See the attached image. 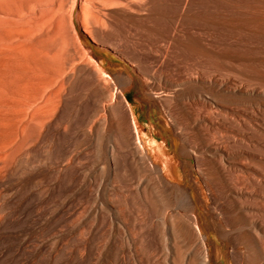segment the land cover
Returning a JSON list of instances; mask_svg holds the SVG:
<instances>
[{"label":"rangeland","instance_id":"1","mask_svg":"<svg viewBox=\"0 0 264 264\" xmlns=\"http://www.w3.org/2000/svg\"><path fill=\"white\" fill-rule=\"evenodd\" d=\"M129 1L132 0H0V226L4 222L3 229L0 230V264H113V246L103 245L104 240L110 239L109 237L112 239L113 226L109 223L108 214H113V211L119 212L121 209L124 211L128 207L138 217L146 215L145 198L140 185L143 180L138 172L141 168L137 167L128 156L121 127L117 126L113 129V138H115L113 144L117 142L114 147L116 149L112 151L113 156H109L105 148L106 143L108 146L111 145L108 140L110 130L108 126L110 127L111 119L121 122L120 116H116L115 111L120 110L118 109L120 106H126L131 116L134 113L145 130L144 133H148L147 137L153 136L158 143H166L168 155H165L162 150L160 154L163 161H168L167 165L171 169L174 167L171 165L178 162V155L176 156L178 150L181 146H186L195 170L193 171L188 165L180 168L189 176V187H191L193 171L202 184L211 185L212 196H218L221 203L228 201V196L222 190L215 188L211 180L204 182V172L208 174L206 169L211 171V166L203 160L202 167L206 164L205 171L201 170V173L199 171L201 168L197 169L193 150L198 148L201 139L194 123L187 121L184 108L180 107L182 105H178L181 103L173 104L176 106L173 108L180 113L179 128L174 130L168 125L166 116L163 114L167 105L157 104L154 100L157 99L155 97L157 94L162 93L147 89V85L155 81L152 82L141 70L132 65V60L136 59L137 53H157L159 48H168L166 45L169 46L167 44L169 41L152 31L131 27L124 11ZM197 9L199 11L194 13L195 15L193 13H189L190 16L186 14L184 17L179 13L168 15L166 19L168 17L170 19L168 18L169 22H167L176 31L190 34L198 41L202 40L201 38L207 40L215 35L220 36L222 25H224L223 28L228 26L226 29L231 26L230 29L241 31V25L238 22L229 21V18L225 17V11L223 14L222 9L209 6L207 1L199 5ZM155 15L157 16H153L152 19L154 24L160 21L159 17L162 14L156 12ZM163 34L167 35L165 31ZM196 44L202 45L197 42ZM205 45L207 44L202 46L208 50V45ZM180 46L170 49L171 55L168 54V57L174 54L173 66L167 65L169 68H166L165 64L162 71L165 76L167 75L166 77H174L178 84L176 88L179 86L181 88L178 92L193 90L202 94L200 97L184 99L192 111L196 112L200 107H205L206 110H202L206 113V117L210 118L213 112L211 107L201 101L202 96L208 97L209 94V96L218 95V97L215 96L223 104L230 103L235 106L241 101L238 95L231 97L220 88L209 87L207 83H199L192 87L182 85L184 79L195 76L199 79L204 78L205 81L208 78V80L214 79L221 82L220 80L227 74L229 77L234 75L230 74L232 72L224 62L222 66L226 69L217 67L219 68L217 70L208 58L191 56V52L194 51L184 48L186 46ZM219 51H217L218 56L224 59L227 53ZM209 62L211 63L208 64ZM117 72L123 73L125 78L130 79L129 85L120 84L115 76ZM159 83L163 84V81ZM122 84L128 86L125 87ZM100 88L107 91L105 96L100 94ZM97 104L99 108L95 109ZM197 104L199 107L195 108ZM201 104H204L202 105L204 107ZM113 107L115 118L120 119L114 120ZM213 122L207 124L209 126L216 124L218 129L213 128L215 131L203 125L204 131L209 133L211 139L216 137L224 141L233 134L221 118ZM100 124L102 127H98ZM133 131L137 132L135 128ZM135 132V141L139 147H143L141 150L148 160L147 153L152 157L154 150L140 145ZM102 134L107 137H103ZM53 137L56 138L58 146L54 148V155L51 156L48 151H51L50 140ZM116 138L119 140L117 141ZM98 141L100 144H97ZM227 147L233 152L239 148L229 144ZM231 147H235V150ZM52 159H56L58 169L78 168L79 181L91 193L88 198L70 191V174L65 179L59 180L56 191H52L51 185L49 186V167ZM241 160L243 161L242 158L238 161ZM260 160V158L254 159L250 164L259 169V166L264 163ZM244 185L248 186L242 182L237 184L239 187ZM255 188L249 189L252 192L259 191V188H256L258 190ZM193 193H195L194 189ZM69 197L72 201L69 204L76 209L73 221H78L80 216L84 217L81 226L71 235L63 229V225L68 221L65 215L68 209L65 206L66 199ZM126 200L129 205H126L128 204ZM244 202L264 206L262 198L256 201L247 199ZM209 203L211 204V201ZM53 204H57L59 212L56 223L50 219L49 214ZM212 205L216 211L218 207L214 203ZM85 207L87 209L83 212ZM104 214L105 220H103ZM249 216L262 218L264 214L261 216L254 209ZM206 217L205 220H211ZM92 225L98 226L96 231H90ZM204 225L205 230L201 236L203 238L207 236V240H203L209 249L207 252L215 254L214 247L222 244L223 240L216 234L212 222L209 226L205 223ZM87 238L94 244L88 246L79 244V241ZM214 238L216 241H212ZM216 254H218L214 255L216 259L210 264H226L225 251L222 250Z\"/></svg>","mask_w":264,"mask_h":264},{"label":"bare ground","instance_id":"2","mask_svg":"<svg viewBox=\"0 0 264 264\" xmlns=\"http://www.w3.org/2000/svg\"><path fill=\"white\" fill-rule=\"evenodd\" d=\"M205 1H207L209 6H214L220 10L222 9L221 12L225 11V17L227 16L229 21L238 22L241 25V31L239 32L236 31V29H230L231 26L226 29L228 26L223 28L224 25H222V32L220 36L215 35V37L207 40L201 38L202 40L198 41L196 37H193L190 34L180 33L178 30L177 32L176 29L168 23L169 21L167 19L169 17L166 19V16L174 13L182 14L180 16L183 17L189 13L196 14V12L199 11L197 7L202 5ZM127 6V8H124V11L126 20L129 22L131 27H137V29L139 27V29L143 28L145 31H152L154 34H157V36L161 35V37L169 41V43H167L169 46L166 45L168 48L160 49L158 47L159 50L158 48H155L158 50L157 53H143V51V54L137 53L136 59H131L132 65L135 66L136 69L141 70L148 79L152 80V82L155 81L151 84L149 83V85H147V89L162 93L157 94L155 96L157 99L154 100L157 104L167 105L163 114L166 116L168 125L174 130L179 128L178 123L180 113L173 108V106H175L173 104H176L177 102L181 103L177 104L182 105L180 107L184 108V115H186L187 121L189 120L191 123H194V126L197 128V133H199V137L201 139V143L198 145V148L196 147L195 150H193V156H195L196 159L197 169L201 168L199 171H205L206 168H204V166L206 164H203L202 167L203 160L211 166L210 168L212 173L207 170L208 168L206 169L208 174H206V172H204L205 174L203 173V178L206 179H204V182L207 183V180H211L215 188L222 190L224 194L228 196V201L226 203H221L218 196H212L213 189L211 188V185H204L195 177V174L193 173L195 169L192 157H190L187 152L186 146H181L178 150V154L174 153L176 156L178 155V162L171 165L172 167L174 166L172 170L171 167L167 165L168 161H163L160 154V150H162L165 155H168L165 147L166 143L164 144L159 142V144L153 136L147 137L148 133H144L145 130L139 123L134 113L131 116L127 108H125L126 106H120V108H118L120 110L115 111L117 114L116 116H120L121 122L119 120L118 123L111 119L110 127L108 126L110 129L108 132V140L111 145L108 146V143H106L108 148H105L108 150L106 151L109 156H113L114 152L112 153V151H114L113 149H116L114 147L117 144V142L113 144V139H115L113 138V129L117 126L121 127L123 133V143L127 149L128 156H130L132 159L130 160L135 163L137 167L141 168H139L140 170L138 172L141 175L140 178L143 180V183L140 184L139 182V184L142 185V191L145 198L146 215L144 217H138L132 213V210L130 211L128 207L127 209L124 207V211H121L122 209H119V212L113 211V214L107 211L109 213V223L113 226V232L111 235L113 240L109 237L110 239L104 240L103 245L113 246V264H210L211 261L216 259L214 255H218L216 252L218 253L222 250L226 253V264H264V217L252 218L249 216L254 209L262 216L264 214V206L262 207L260 204H249L244 202V200L247 199L253 201H256V199L260 200L261 198L264 199V163L261 164L262 167L259 166V169H257L258 167L253 164H250V162H253V160L257 158L264 161V0H132L131 2L129 1ZM156 12H160L162 15L159 17L160 21L154 24L152 19L153 16H157L155 15ZM163 31H165L167 35H164ZM196 42L202 45L206 43L208 46H205H207L208 50L202 45L196 44ZM178 45H181L182 47L186 46L184 48H189V50L191 49L194 51L193 53L191 52V56L196 55L202 58H208L213 62L212 64L215 65L217 70L220 67L223 69L225 68L222 66L224 62L226 64L225 66H229V71L232 72L230 74L234 75L229 77L227 74L225 78L222 77L223 79L220 80L221 82L218 81L219 83L214 79L208 80L207 78V81H205L206 79H199L198 76H189L190 78L184 79L182 85L192 87L199 83H207L209 87H217V89L220 88L222 92L227 93V95H231V97L233 95H236L237 97L238 95L241 100L238 102L240 104L237 103L235 106L230 103L223 104L219 102L220 100L218 101V95L215 94L217 96L216 97L215 95L209 96L210 94H206L208 97L202 96L203 98L201 101L211 107L213 111L212 113L207 106L210 110L209 113L212 114H210V118L208 116L209 114H207L208 117H206V113L203 111L206 110L204 109L205 107L202 106L204 104H201L204 108L200 107L198 111H192L187 103H185L184 99L188 97H200L202 94L193 90L183 93L178 92L180 86L179 88H176L178 84H176V81L173 79L174 77H166L167 75L165 76L162 71L163 65L166 64L167 68V65L171 66L173 64L172 56L174 54L172 53L173 55L171 57H168V54L171 55L170 49H173L174 47L176 48ZM136 48L135 51H137ZM219 50L227 53L224 59L218 56L219 54L217 51ZM210 63L211 62L208 64ZM115 76L120 81V84L123 83L129 85L130 79L125 78L123 73L117 72ZM158 81H163V84H160ZM123 84L122 86H128ZM93 88L94 87H92V89ZM106 92L107 91L104 88H100L101 95L105 96ZM222 92L219 93L222 94ZM162 96H170L172 98L169 97L170 99H168L163 98ZM200 99L201 98H199V100ZM232 103L235 104V102ZM196 106L194 107H199L198 104ZM109 107L111 106L109 105ZM98 108L99 104L95 105V109ZM113 109L114 107L112 108V111ZM113 116L114 118L116 117L115 113ZM118 118L119 117L114 120H117ZM182 118H184V116ZM218 118H221V120H223L227 127H229L233 132L232 135L228 134L230 136L225 138L224 141H221L220 139L218 140L216 137L211 139L209 133H206L204 131L205 128H203V125H206L208 129L210 127V130H213V128L218 129L216 124H214V126L213 124H210V126L208 125L209 123H214L213 121H216ZM100 126L101 124L98 125V127ZM55 127L57 126L55 125ZM132 127H134L137 132L133 131L134 128ZM213 131H215V129ZM134 132L137 134V138L141 143L140 145L154 150V156L151 157L144 147L148 160L145 156L146 154H144L141 150L143 147H139L136 143L137 141H135ZM175 133L177 134V132ZM102 135L103 137L105 136V134ZM106 137L107 136H105V138ZM117 139L118 138H116V140ZM50 141L51 151L49 150L50 152L48 151V153L53 156L56 149L55 147L58 145L55 137H53ZM88 143L86 144L88 145ZM97 144H100L99 141ZM227 144L239 148H237V151L233 152L227 147ZM241 158L243 161L241 160L240 163L238 160ZM155 159L157 161H155ZM55 160L56 159H52V164L49 167V186L51 185L50 187L52 191H56L59 180L65 179L70 174V191L74 192V194L77 193L80 196L82 195L83 197L88 198L91 193L88 189H86L87 187L79 181L78 168L61 167L58 169L56 167ZM244 161L246 162L242 163ZM184 165H188L189 168L193 169L190 182L192 188L189 187V176L187 172H184L182 168H180L184 167ZM140 171L142 172L140 173ZM140 178L139 180L141 181ZM241 182L247 184L248 186H237V184ZM250 187L259 188V191L252 192L249 189ZM193 189L195 193H193ZM209 201H211V204ZM70 202L72 201L69 197L66 199L65 206V208L67 207L68 209H66L67 211L65 212L68 221L63 225L64 231H66L69 235H71L76 228L81 226L84 219V217L80 216L78 221H73V218L76 215V209L69 204ZM213 203L218 207L216 211L212 208ZM108 204L110 205V203ZM126 205H129V203ZM101 206L103 205L101 204ZM82 207L83 205L81 208ZM201 207H203V209ZM85 209H87V207L83 209V212ZM49 214L50 219L56 223L59 217L57 204H53L50 207ZM101 214L103 215L102 212ZM105 217L106 215L103 220L106 219ZM205 217L211 218V220H205ZM210 222L214 224L216 234L223 240L222 244L214 247L215 254L207 252L209 249L205 246V242L203 241L207 240V236L205 235V238L201 236V233L205 230L203 227L205 226L204 223L209 226ZM3 226L4 222L1 224L0 230L1 228L3 229ZM97 228V225H92L90 226V231H96ZM212 241H216V239L214 238ZM79 244L88 246L94 244V242L87 238L79 241ZM209 257L211 259H208Z\"/></svg>","mask_w":264,"mask_h":264}]
</instances>
